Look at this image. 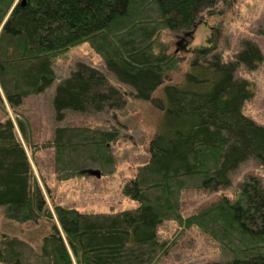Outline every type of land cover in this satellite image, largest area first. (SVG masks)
I'll use <instances>...</instances> for the list:
<instances>
[{"label": "trees", "instance_id": "obj_1", "mask_svg": "<svg viewBox=\"0 0 264 264\" xmlns=\"http://www.w3.org/2000/svg\"><path fill=\"white\" fill-rule=\"evenodd\" d=\"M216 3L0 0V87L12 110L24 97L42 93L54 82L55 55L88 42L107 72L129 87L135 100L150 101L165 113L162 130L150 141L148 161L122 188L123 196L138 204L133 213H87L54 206L57 224H52L38 250L0 232V264H155L165 249L156 238V227L164 220L208 233L223 254V260L211 264H264V189L258 180L244 182L237 201L222 197L185 219L179 212L184 189L227 187L231 171L248 158L264 163V127L241 111L250 97L249 84L234 77L240 65L254 69L261 62L256 46L247 45L226 64L216 53L203 60L215 75L210 88L204 87L206 79L193 75L180 84H162L177 60L162 46L154 51L160 32L192 31L197 16L210 12ZM158 88L163 104L153 96ZM123 103L120 90L86 64L60 80L53 96L57 121L67 110L100 112ZM16 119L28 143L25 126ZM117 135L60 127L44 147L54 150L57 178L68 179L85 169L111 173L109 145ZM0 210L17 223L51 218L10 118L0 120Z\"/></svg>", "mask_w": 264, "mask_h": 264}, {"label": "rangeland", "instance_id": "obj_2", "mask_svg": "<svg viewBox=\"0 0 264 264\" xmlns=\"http://www.w3.org/2000/svg\"><path fill=\"white\" fill-rule=\"evenodd\" d=\"M158 44L155 52L162 46L166 55H174L177 60L176 67L165 72L163 85L180 84L187 75H193L206 79V88L211 87L215 75L202 63L203 60L216 53L226 64L247 45L256 46L262 56L261 62L254 69L240 65L234 77L249 84L250 97L244 101L242 113L257 126L264 127V0H217L210 12L197 16L192 31L163 30L158 36ZM195 63L197 65H193ZM79 64L100 70L109 86L120 90L123 106H105L100 112L67 110L57 121L53 109L55 89L59 81L68 77ZM52 68L56 75L54 82L42 93L24 97L14 110L9 107L0 87V120L10 118L13 121L51 214V218L42 216L36 222L17 223L0 210V232L25 240L37 250L43 237L51 232L52 224H57L54 206L87 213L122 214L136 210L137 202L124 197L122 188L148 161L150 141L162 130L165 116L164 110L156 108L150 101L135 100L131 89L107 72L103 59L88 42L55 55ZM161 88L153 95L161 100L160 103L163 100ZM16 118L25 126L28 143L17 129ZM60 127L116 131L117 139L109 145L112 172L85 169L68 179L57 178L54 150L44 144L53 139L54 130ZM86 170L98 171L99 175L84 173ZM250 178L258 180L264 189V163L255 158H248L231 171L227 187L211 191L184 189L179 194L181 218L196 214L222 197L237 201L241 185ZM156 238L164 243L165 249L155 264H211L223 260L219 244L196 226L185 227L176 221L164 220L156 227Z\"/></svg>", "mask_w": 264, "mask_h": 264}, {"label": "water", "instance_id": "obj_3", "mask_svg": "<svg viewBox=\"0 0 264 264\" xmlns=\"http://www.w3.org/2000/svg\"><path fill=\"white\" fill-rule=\"evenodd\" d=\"M87 173V174H89V175H99V172L98 171H92V170H89V171H84V173Z\"/></svg>", "mask_w": 264, "mask_h": 264}]
</instances>
